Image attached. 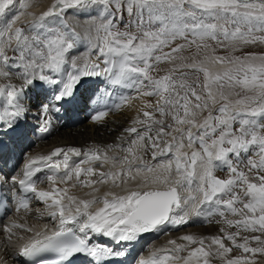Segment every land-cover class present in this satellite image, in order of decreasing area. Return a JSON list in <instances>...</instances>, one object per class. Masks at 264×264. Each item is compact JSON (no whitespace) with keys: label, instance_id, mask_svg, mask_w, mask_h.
<instances>
[{"label":"snow or ice","instance_id":"6c2138e0","mask_svg":"<svg viewBox=\"0 0 264 264\" xmlns=\"http://www.w3.org/2000/svg\"><path fill=\"white\" fill-rule=\"evenodd\" d=\"M17 3L21 9L29 6L26 0H0V17L5 18L0 28V137L21 130L28 113L24 101L34 90L39 98L31 107L39 110L42 131L50 125V110L59 112L91 99L79 93L88 78L103 76L113 85L136 87L141 97H157L155 104L145 102L140 109L145 119L133 121L144 125L143 133L135 126L125 129L137 139L125 149L128 155L119 160L124 167L118 171L81 167L116 162L101 155L99 148L58 147L29 160L21 178L11 177L13 185L52 209L49 215L57 221L53 230L45 225L30 235L19 256L28 264H120L115 258L125 253L92 243L94 236L116 244L133 242L163 225L178 227L190 217L207 214L218 215L217 223L237 231L221 228L223 235H184L179 239L186 243L170 240V248L142 256L136 264H211L209 257L223 264H255L248 254L264 255V53L206 58L222 66L213 71L205 62L174 64L184 45H172L183 39L199 49L210 39L230 43L236 51L238 44L264 43V35H256L264 33V0H51L40 13H27L32 20L26 25L13 27L19 19L13 11ZM69 15L86 16L83 34L66 22ZM161 63L172 67L154 77L151 73ZM183 69L202 73L203 83H188ZM205 111L208 114L201 119ZM156 114L165 119H156ZM105 115L99 112L92 119ZM141 149L151 151L153 160L158 156L167 160L154 167L141 159L134 168L136 151ZM69 153L84 159L71 161ZM43 169L52 173L47 176L50 190H39L32 179ZM216 170H226V178L217 176ZM145 172L148 175L141 177ZM82 175L98 179L81 180ZM73 177L71 187L108 180L119 187L138 177L140 182L136 189H124L125 194L105 192L101 198L79 199L69 195L67 187H57V182L69 184ZM98 200L103 206L90 211ZM27 207L21 201L17 210ZM5 231L10 229L6 226ZM242 231L259 235L241 237ZM253 242L259 246L250 247ZM233 248L242 255L229 258ZM182 252L187 254L179 255Z\"/></svg>","mask_w":264,"mask_h":264},{"label":"bare ground","instance_id":"6f19581e","mask_svg":"<svg viewBox=\"0 0 264 264\" xmlns=\"http://www.w3.org/2000/svg\"><path fill=\"white\" fill-rule=\"evenodd\" d=\"M43 1L45 0H41V2ZM26 2L29 5L33 3L34 0H26ZM36 2L38 4H35L34 6L31 4L32 8L30 10H28L30 6L26 9L25 8L21 9L20 4L19 3L16 4V7L13 11L16 13V15L19 16V19L16 21L15 24H13V26L16 24L17 26H19L20 23L24 21H28L29 19L28 17H31V15H28L27 13H32V14L40 13L50 4L51 0H47L43 4L41 3V5L40 2H38V0H35V3ZM85 21H87L85 15H69L66 19V22L70 26L76 27L77 31L79 32L84 29L86 30L87 27L85 28L86 26V24L84 23ZM81 51H83V46H81ZM103 82L106 83V85L99 86V89L97 90L91 89L89 86L90 84L96 85L98 83H103ZM79 93L83 97L90 96L91 99L86 104L83 101L82 102L80 101L75 105L66 106L64 109L60 110L59 112L50 110L49 115L47 117V119L50 120V125L48 126V130L46 131L47 132L46 138L44 139L41 134L35 135V139L32 138L37 142V144H39V146H37V149L43 150L42 148L43 147L46 148V145H54V146L62 145L64 147H76L82 150H95L99 148L103 150V152L109 154L111 152H114L115 149L117 155H119L120 158L128 155L125 149L132 146V141L136 140L137 137L136 134H129L125 132V129L135 126L137 127L138 131L143 133L144 125L141 124L134 125L133 121L137 117H139V119L143 117L140 112V109L143 108L145 102L155 104L156 101L149 100L148 97H141L136 87L113 85L103 76L88 78L86 80L85 85L79 89ZM38 98H39V92L38 90H34L29 93V99H27L26 102L24 101V103L26 104L28 103L27 106L28 113L26 117H24L27 118L26 120L28 119L30 120V122L26 124V129L28 130L34 129V127H39L41 130L42 118L39 115V110L37 108L31 107L32 104L38 102ZM0 102L3 103L2 100H0ZM146 110L152 111V109H146ZM99 112H105L106 115L101 120L93 121L92 119L93 115H96ZM153 135H155V132H153ZM46 151H47L46 149L43 150V153H45ZM136 155L139 158L135 160L133 166L134 168L136 165H139L141 163V159L144 164L152 165L154 167L158 163L162 161L166 162L167 160V157H158L156 160H153L151 151H145V150H142V154H139V152L136 151ZM81 158L83 157H79V159ZM129 158L132 157L129 156ZM145 159H150V162L145 161ZM117 160L118 162H115V164L118 166V169L113 167L109 171L116 172L122 168V164L119 163V159ZM86 165L88 167L90 166L89 164ZM143 175H148V173L146 172L141 173V177ZM46 176H48V174H46ZM88 179L96 180L95 177L93 178L88 176L83 178L82 180H88ZM139 182H140V177H138L137 180L135 181L129 180L127 184L121 183L119 187H113L112 181L108 180L106 183L103 184L98 183L93 185L92 187H79L78 193L75 194V196L76 197L78 196L79 199L86 197H87L86 199H89V198L97 197V195L99 194L100 197L97 198H101L104 196L105 192L125 194L124 189L126 188L130 190L136 189V186ZM61 185L68 188V185L60 184L59 182H57V187H61ZM101 186H103L102 189H100ZM93 188L97 190L93 191ZM110 198L111 197H109V199ZM102 206L103 204L99 202V200L97 203L93 204V207L95 209ZM47 209L50 208L47 207ZM204 223H206V220L202 216L195 219L193 217H190L189 222L187 224L180 225L178 227L170 229L171 232L170 235L172 237L175 235L176 232H180L178 233L180 236L178 237L177 234V238H180L184 235H193L197 238L217 236L216 234H218V232L216 231V227L212 228L214 233L213 234L210 233V231L212 232L210 226H205ZM169 225L170 224H166L161 226L157 230L147 232V236L149 238H153V241H156V239L158 238L159 234L162 231H164V233L169 231ZM193 225L196 227H193ZM202 225H204L205 228L201 227ZM197 229H201L200 231L202 232L200 234H197L200 232ZM209 234L210 236H208ZM26 239L20 241V245H23L26 242ZM183 243L186 242L183 241ZM206 243L209 242L206 241ZM170 247H171L170 245H168L167 247V245L164 243V248H170ZM7 248H5L4 251L2 252L3 257L6 259H8V255H9L8 251H6ZM157 248L158 246H156L155 249ZM183 255H185V252L183 253ZM210 259L213 262L218 261V259L213 257H210ZM181 262L182 261H175L174 264L176 263L180 264Z\"/></svg>","mask_w":264,"mask_h":264},{"label":"rangeland","instance_id":"374dc122","mask_svg":"<svg viewBox=\"0 0 264 264\" xmlns=\"http://www.w3.org/2000/svg\"><path fill=\"white\" fill-rule=\"evenodd\" d=\"M46 1L47 0L41 2V0H38V2H40V5H41V3L43 4ZM31 4L34 6L35 4H38V3L37 2L35 3V0H34V2ZM31 4H29L30 8H28L29 6L26 7V8H28V10H30L32 8ZM125 16L127 17V15H125ZM24 22H26V21H24ZM84 23L86 24V26H85V28H86L88 26V20L85 21ZM26 24L27 23H22L21 25H26ZM84 30H82L80 32L83 34ZM256 35H258V36L264 35V33H256ZM189 39H191V37ZM197 43H200V42L198 41ZM204 43H206L207 46L198 49L196 44H188L183 39H180V40L173 42L172 46H175L176 44H183L184 45L183 49L179 53H177L178 59L175 60L173 63L179 65L181 63L191 64L193 62H196V63L205 62V66L210 68L211 70L221 71L222 66L220 64L213 65V64H211L210 60H207L206 58H211V57H228V58H230V57H234V56H243L246 53H255V54L264 53V43H260V42H257L255 44H248V45H242V44L235 45V47L238 49L236 51H233L234 45L227 43V42L219 43L217 41L209 39V40L205 41ZM167 50L168 49H165V51H167ZM171 67H172V64L161 63L157 66L158 71H153L151 73V75H153L154 77H157L158 75H163L165 70L168 68H171ZM216 69H218V70H216ZM183 71H185L188 74L187 75L188 83H194L196 81L203 83V74L202 73L193 72L189 69H183ZM197 91L199 92L200 89L198 88ZM224 91L227 93L229 91V89L226 87L224 89ZM236 91H239V89H236ZM148 98H149V100H155V101L157 100V97H155V96L148 97ZM230 98L234 100L237 97L232 96ZM25 102H26V100H25ZM211 107H213V106L210 105V108ZM216 107H218V105H216ZM207 114H208L207 111L202 113L201 119L203 118V116H207ZM144 119H145L144 117H141V120H144ZM156 119H165V118L161 117L159 114H156ZM167 119H168V122H170V117ZM165 139L166 140L170 139V137H165ZM241 167H243V166L241 165ZM245 171H247V169H245ZM215 174L221 178H226L227 171L225 170L222 172V171L216 170ZM214 216L212 215L213 218H212L210 223L206 222V223H204V225L210 226L211 230L213 227H216V231L218 232V234H216V235H223V233H221V231H220L221 228H223L225 232H236L237 231L236 228H230L226 224H224L223 222L217 223V221H221V217H219L218 215L215 217ZM202 217L204 218V216H202ZM229 218L238 219V217H234L232 215H227V219H229ZM204 225H202L201 227L205 228ZM193 227H196V226H193ZM197 230L200 231L201 229H197ZM201 232L202 231H200L199 233H197V232L196 233L200 234ZM178 233H180V232H176L175 236L172 239H178V241H180V242L182 241V243H183V240H181V239L179 240V238H177ZM210 233H213V230H212V232L210 231ZM213 234H211V235H213ZM204 235H206V234H204ZM240 235H241V237H243L246 235L247 236L259 235V233H251V232H243L242 231ZM179 236L180 235L178 234V237ZM208 236H210V234ZM168 241L166 240L165 242L168 243ZM238 242H243V241H242V239L238 238ZM224 243L229 247L232 246L229 241H224ZM258 246L259 245H257L254 242L250 244V247H258ZM228 255H229V258H231L233 256L242 255V252H239L237 249L233 248L232 252L229 253ZM248 255L250 256V258L254 259L255 264H264V255H261V254H255V256H252V254H248ZM216 259H218V261L214 264H223V261L221 259H219V258H216Z\"/></svg>","mask_w":264,"mask_h":264}]
</instances>
